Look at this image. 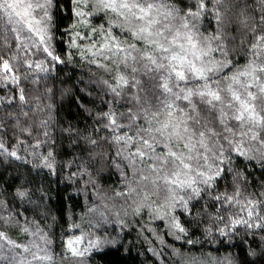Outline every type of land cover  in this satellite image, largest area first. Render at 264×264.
Segmentation results:
<instances>
[{"label": "snow or ice", "instance_id": "1", "mask_svg": "<svg viewBox=\"0 0 264 264\" xmlns=\"http://www.w3.org/2000/svg\"><path fill=\"white\" fill-rule=\"evenodd\" d=\"M134 250L264 264V0H0V264Z\"/></svg>", "mask_w": 264, "mask_h": 264}, {"label": "trees", "instance_id": "2", "mask_svg": "<svg viewBox=\"0 0 264 264\" xmlns=\"http://www.w3.org/2000/svg\"><path fill=\"white\" fill-rule=\"evenodd\" d=\"M69 74L73 75V78H77L81 75H84L87 73L88 69L85 68H80V67H75L69 65V67L65 70ZM84 78L87 79V75H84ZM65 105H69V101L67 98L65 99ZM74 110V109H70ZM116 180V177H112L108 182L111 183ZM81 201L83 200L82 197H80ZM146 219V217H145ZM136 233L133 232L129 236V239H134ZM170 239V238H168ZM227 249H222L221 254H223ZM133 257H135V260H133ZM142 259V257H137L135 250L133 251L132 255L130 257H122L119 253L115 251H107L103 254H96L94 257V264H138L139 260Z\"/></svg>", "mask_w": 264, "mask_h": 264}]
</instances>
